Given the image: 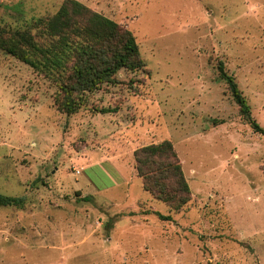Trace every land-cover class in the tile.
Returning <instances> with one entry per match:
<instances>
[{"label": "rangeland", "instance_id": "374dc122", "mask_svg": "<svg viewBox=\"0 0 264 264\" xmlns=\"http://www.w3.org/2000/svg\"><path fill=\"white\" fill-rule=\"evenodd\" d=\"M63 1L0 0V26ZM79 1L130 29L145 66L67 114L54 81L0 50V194L26 199L0 205V264H264V133L219 71L264 127V0ZM167 139L192 192L180 211L135 165Z\"/></svg>", "mask_w": 264, "mask_h": 264}, {"label": "trees", "instance_id": "16d2710c", "mask_svg": "<svg viewBox=\"0 0 264 264\" xmlns=\"http://www.w3.org/2000/svg\"><path fill=\"white\" fill-rule=\"evenodd\" d=\"M0 50L54 81L59 86L57 103L67 114L78 112L89 93L120 83L118 73L122 69L138 71L145 66L133 32L79 0H64L56 13L38 17L26 28L0 26ZM219 71L241 114L256 131L264 133V127L252 118L251 105L235 76L226 71L223 62ZM135 159L146 191L175 211L190 202L191 188L172 141L142 146L135 151ZM25 200L0 194L1 206L20 207ZM158 214L163 219H173L171 214Z\"/></svg>", "mask_w": 264, "mask_h": 264}, {"label": "crops", "instance_id": "0c3cea01", "mask_svg": "<svg viewBox=\"0 0 264 264\" xmlns=\"http://www.w3.org/2000/svg\"><path fill=\"white\" fill-rule=\"evenodd\" d=\"M90 196V195H89ZM86 197V196H85Z\"/></svg>", "mask_w": 264, "mask_h": 264}]
</instances>
